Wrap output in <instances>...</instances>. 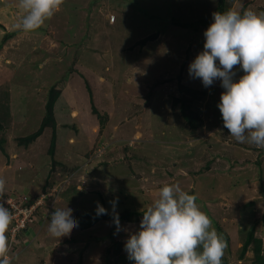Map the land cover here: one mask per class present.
I'll list each match as a JSON object with an SVG mask.
<instances>
[{
  "label": "rangeland",
  "instance_id": "obj_1",
  "mask_svg": "<svg viewBox=\"0 0 264 264\" xmlns=\"http://www.w3.org/2000/svg\"><path fill=\"white\" fill-rule=\"evenodd\" d=\"M243 7L264 13V0H226L228 10L241 13ZM214 12L218 0H64L40 29L24 33L15 27L25 15L19 0H0V113L9 122L5 118L0 131L3 194L31 193L34 199L47 187L59 191L49 217L38 216L28 235L15 241L19 254L18 249L10 256L14 248L8 242L9 264H108L117 243L126 260L124 245L139 229L141 210L164 185L176 183L197 196L226 243L228 264H254L252 250L241 253L249 229L255 227L264 241V148L238 143L224 128L219 80L205 88L189 76L190 63L204 50L207 28L171 23H213ZM155 32L157 41L142 51L131 49ZM244 74L237 71L234 79ZM181 75L193 89L210 93L202 108H194L203 119L195 131L174 106ZM55 91L61 96L54 108L52 157V129L28 147L19 139L39 130ZM113 200H118V233L111 222ZM97 202L108 215L96 217ZM67 207L77 220L85 213L92 218L70 236L54 238L47 230L51 213ZM38 234L37 240L28 239Z\"/></svg>",
  "mask_w": 264,
  "mask_h": 264
},
{
  "label": "clouds",
  "instance_id": "obj_2",
  "mask_svg": "<svg viewBox=\"0 0 264 264\" xmlns=\"http://www.w3.org/2000/svg\"><path fill=\"white\" fill-rule=\"evenodd\" d=\"M63 3L64 0H19V8L25 15L15 27L24 33L36 31L61 10ZM212 17L214 22L204 32V50L190 63L189 76L200 79L205 88L219 80L224 91L217 107L224 128L238 143L264 148V13L245 11L241 14L229 9L214 12ZM234 66L245 73L238 81L234 79L237 76ZM4 190L5 181L0 179V197L7 196ZM45 194H52L51 212L52 201L59 195L57 188L47 187L34 199L31 193L23 196L32 203ZM196 201L197 196L183 191L179 183L164 185L147 210H141L143 218L139 229L130 233L125 242L128 259L135 264H222L226 243ZM109 203L112 205L111 222L118 233L121 231L116 211L118 200ZM108 214L97 202L96 217ZM12 217V211L0 203V264L10 262L7 252ZM31 226L34 223L20 236H27ZM78 227L71 208H55L47 230L52 237L61 239Z\"/></svg>",
  "mask_w": 264,
  "mask_h": 264
},
{
  "label": "trees",
  "instance_id": "obj_3",
  "mask_svg": "<svg viewBox=\"0 0 264 264\" xmlns=\"http://www.w3.org/2000/svg\"><path fill=\"white\" fill-rule=\"evenodd\" d=\"M218 10L219 12L223 13L227 11L228 9L226 8V0H218ZM246 11H252L251 9L247 8ZM245 12L244 7L243 10L241 11V14ZM171 23H173L176 26L182 27V28H190L192 26H196L197 29L203 26L204 28H208L211 23L207 24L204 22H198L195 25H185L181 22H179L176 19H172ZM160 33L155 32L152 33L146 37H144L141 40H138L133 46H131V49L134 50L136 47L139 48V51H142L147 47V44L149 42H155L159 39ZM8 38V37H7ZM184 78L181 75L179 76V80L177 83V88H176V95L175 100H174V106L179 107L181 117L184 119L186 125L191 129V130H198L203 127V119L201 118V113H199L198 110H195V107L202 108L203 104L205 105L206 102L208 101V98L210 96L209 91L207 89H193V87H190L188 84H185L183 82ZM86 87L91 91L90 84L88 80H86ZM54 89H52L53 92ZM224 90V89H223ZM56 93L53 94V97L49 98L48 103L46 105V114L45 117L40 125V128L38 131H36L34 134L23 137L19 139L20 144H23L25 146H29L33 143H35L45 132L46 129H52L53 134L51 138V144L49 148V154L53 157L55 154V149H56V139H57V127L58 123L56 120L54 108L57 100L61 96V91H55ZM94 112L98 113V110L94 108ZM6 116L2 115L0 113V131L3 130L4 127V122ZM7 120V118H6ZM9 122L7 120L6 125H8ZM4 141L0 139V150L4 151ZM91 213H85L83 214L80 219H78L79 223L82 224L84 221L88 220L89 218H92L90 216ZM93 215V214H92ZM93 220H91L92 224ZM81 226V225H80ZM263 226H264V215H263ZM19 249V248H18ZM17 247H14V249L11 250L10 256L15 253L17 250ZM121 245L116 244V251L113 255V258L115 260L108 261V264H135V261H131L129 259L124 260L121 256ZM249 250H252L254 253V264H264V241L262 239H259L255 235V227L251 228L248 230L245 242L243 243V248H242V253L241 256L244 257ZM202 251V249H200ZM20 249L17 254H19ZM17 254L14 256L16 257ZM120 255V256H119ZM21 257V255H20ZM23 257V256H22ZM222 264H228L227 259L225 257H222Z\"/></svg>",
  "mask_w": 264,
  "mask_h": 264
},
{
  "label": "built area",
  "instance_id": "obj_4",
  "mask_svg": "<svg viewBox=\"0 0 264 264\" xmlns=\"http://www.w3.org/2000/svg\"><path fill=\"white\" fill-rule=\"evenodd\" d=\"M51 196L52 194H45L32 203L28 202L26 196L0 197V203H3L4 207L13 213L12 223L9 225L10 247L14 245L23 230L36 221L38 216L44 218V214L50 212Z\"/></svg>",
  "mask_w": 264,
  "mask_h": 264
},
{
  "label": "crops",
  "instance_id": "obj_5",
  "mask_svg": "<svg viewBox=\"0 0 264 264\" xmlns=\"http://www.w3.org/2000/svg\"><path fill=\"white\" fill-rule=\"evenodd\" d=\"M77 187H78V189L80 188V187H82L83 188V184L82 183H79L78 185H77ZM28 235V234H27ZM39 237V234L38 235H34L32 238H28V239H33V240H37V238ZM38 240H41L40 238L38 239ZM42 241V240H41ZM35 242V241H34Z\"/></svg>",
  "mask_w": 264,
  "mask_h": 264
}]
</instances>
